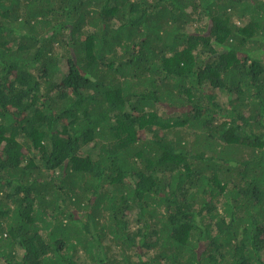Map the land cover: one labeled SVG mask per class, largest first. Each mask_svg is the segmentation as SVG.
<instances>
[{"label":"trees","instance_id":"1","mask_svg":"<svg viewBox=\"0 0 264 264\" xmlns=\"http://www.w3.org/2000/svg\"><path fill=\"white\" fill-rule=\"evenodd\" d=\"M113 250L264 264V0H0V264Z\"/></svg>","mask_w":264,"mask_h":264},{"label":"rangeland","instance_id":"2","mask_svg":"<svg viewBox=\"0 0 264 264\" xmlns=\"http://www.w3.org/2000/svg\"><path fill=\"white\" fill-rule=\"evenodd\" d=\"M114 252L115 250H113L110 254L107 255V258L110 260L111 264L113 263V260H115L116 258L114 257ZM113 253V254H112ZM112 254V255H111Z\"/></svg>","mask_w":264,"mask_h":264}]
</instances>
